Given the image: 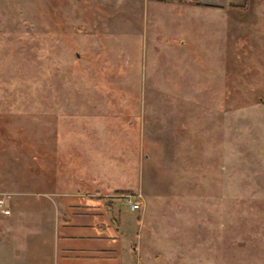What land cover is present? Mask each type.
I'll use <instances>...</instances> for the list:
<instances>
[{"label": "rangeland", "instance_id": "374dc122", "mask_svg": "<svg viewBox=\"0 0 264 264\" xmlns=\"http://www.w3.org/2000/svg\"><path fill=\"white\" fill-rule=\"evenodd\" d=\"M204 1L0 0V264L66 180L170 196L202 264H264L221 255L264 241V0Z\"/></svg>", "mask_w": 264, "mask_h": 264}, {"label": "crops", "instance_id": "0c3cea01", "mask_svg": "<svg viewBox=\"0 0 264 264\" xmlns=\"http://www.w3.org/2000/svg\"><path fill=\"white\" fill-rule=\"evenodd\" d=\"M204 2L205 7H212V1ZM205 168H208L207 182L210 183L211 163ZM68 181L62 183L65 187L36 191L29 202L15 204L19 215L31 217L33 226L17 237L15 264H202L207 259L201 250L212 247L202 246L199 230L195 240V225L190 231L192 241H185L186 235L178 234L177 226L169 227L168 221L165 222L170 196L158 194L150 198L140 192V198H136L139 207L130 209L127 202L111 192L128 191L135 195L138 188L133 190L123 185L111 191H83L66 187ZM30 231L32 238L28 239ZM239 244L240 247L237 243L224 246L221 255L227 258V250L235 247L232 256L240 258L242 253L264 249V241ZM246 255L264 259V252ZM243 262L248 264L252 260L247 258Z\"/></svg>", "mask_w": 264, "mask_h": 264}, {"label": "built area", "instance_id": "2783aa9c", "mask_svg": "<svg viewBox=\"0 0 264 264\" xmlns=\"http://www.w3.org/2000/svg\"><path fill=\"white\" fill-rule=\"evenodd\" d=\"M115 195L120 197L124 202H127L130 209H137L139 207V201L136 199V197L139 196V194L134 195L128 191H122L121 193H117ZM3 202L4 199L0 198V206L3 204ZM3 205L4 206L1 207V211L3 213H9V208L7 203L6 204L4 203Z\"/></svg>", "mask_w": 264, "mask_h": 264}, {"label": "trees", "instance_id": "16d2710c", "mask_svg": "<svg viewBox=\"0 0 264 264\" xmlns=\"http://www.w3.org/2000/svg\"><path fill=\"white\" fill-rule=\"evenodd\" d=\"M122 192V191H121Z\"/></svg>", "mask_w": 264, "mask_h": 264}]
</instances>
